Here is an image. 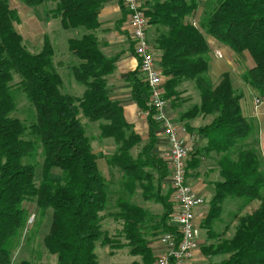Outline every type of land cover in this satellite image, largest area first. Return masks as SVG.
<instances>
[{
  "label": "trees",
  "instance_id": "trees-1",
  "mask_svg": "<svg viewBox=\"0 0 264 264\" xmlns=\"http://www.w3.org/2000/svg\"><path fill=\"white\" fill-rule=\"evenodd\" d=\"M19 1L30 8L51 3L55 6L49 13L59 19L62 29H84L79 37L67 40V49L77 60L68 73L84 90L80 96L64 90L49 38L43 37L38 52H29L15 29L20 21L17 10L9 0H0V264H11L12 251L27 227L28 203L35 204L38 217L51 212L42 241L47 252L56 256V264H98L96 243L101 247L111 242L118 245L101 228L108 181L96 167L98 157L80 115L99 123L100 138L115 142V153L106 158V163L120 171L121 187L127 196L139 188L142 199L162 207L161 214L152 217L142 206L118 197L116 211L109 214L121 223L119 234L127 253L139 257L131 264H154L156 258L144 230L150 228L161 234L175 231L169 223L173 205L170 192L162 191L168 171L154 152L158 126L152 119L153 110L146 106L148 86L138 67L126 79L139 110H149L144 144L139 146L141 139L125 121L119 103L109 99L106 77L113 72L118 56L106 57L94 33L100 26L98 15L105 0ZM118 1L121 24L126 13ZM204 1L198 16L199 0H140L147 19V39L164 78V98L173 107H180L179 85L192 81L196 89L198 103L179 118L192 119L201 114L211 118L197 128L185 124L205 142L190 152L185 162L186 176L198 168L201 155L214 153L217 157L219 180L213 183L214 194L200 227L209 232L227 199L240 200L239 210L258 202L252 211L237 217L230 238L203 246L202 251L227 255L215 264H264V159L257 147V123L243 115V95L234 88L229 73L221 74L217 82L211 81L208 66L215 48L207 41L210 37L234 53L247 52L254 64L242 72L241 80L256 97L264 98V0ZM44 12L46 16L48 11ZM149 27L155 33L152 38L148 36ZM13 74L20 78L18 90L35 110V119L27 125L11 116L16 109ZM133 148L137 149L135 154L130 152ZM39 153L41 178L36 182L35 159ZM54 169L59 171L56 178L50 176ZM18 264L31 263L21 260Z\"/></svg>",
  "mask_w": 264,
  "mask_h": 264
},
{
  "label": "rangeland",
  "instance_id": "rangeland-1",
  "mask_svg": "<svg viewBox=\"0 0 264 264\" xmlns=\"http://www.w3.org/2000/svg\"><path fill=\"white\" fill-rule=\"evenodd\" d=\"M10 6L12 8H18L19 0H9ZM204 0H199V8H198V16L201 15L202 10L204 8ZM55 5L51 3H47L45 7L40 8H33L28 9L26 7H22L20 9V21L19 23L15 25L16 32L21 35L22 42L26 49L31 52L35 53L38 52L43 43V37L46 35L50 43L52 45V48L54 50V61L59 64V73L62 75L64 80V85L62 86L64 90H67L68 92H71L75 96H80L84 90V87L80 84H78L73 78L69 75V67L76 64L77 60L74 59V56L68 54L66 52L67 49V40L69 38L79 37L81 33H79L75 29H62L60 26L59 19L56 17H53L52 14H50V10ZM28 7V6H27ZM48 11V14L45 16V12ZM126 15L127 12L125 11ZM125 15V16H126ZM153 35H155L154 30L149 27L148 29V36L149 38H152ZM68 51V49H67ZM222 52V51H221ZM215 57V56H214ZM217 58V57H216ZM221 58H223V53ZM218 58V59H221ZM20 81V78L18 75L13 74V80L12 85L15 91V99H16V109L12 113L11 116L17 117L20 119L24 124H29L32 120L35 119V110L32 106V104L26 99L25 95L20 92L17 88L18 83ZM212 81V79H211ZM214 82V81H213ZM178 90L180 92V102L181 106L179 108L182 109V111H185L187 108L198 103L199 98L198 95H196V89L192 83V81H184L182 82ZM178 102V101H176ZM175 102V103H176ZM172 107V102H171ZM170 107V108H171ZM174 108H177L174 107ZM170 113V109L168 110ZM171 111H173V108H171ZM179 115V113H178ZM80 120L85 126V131L87 136L89 137L90 144L92 151L97 155L99 159V165L102 170L103 176L108 181V202L107 206H105V210L102 211L100 214L103 216V220L101 222V228L105 230L108 234V236H111L115 244H112V242L107 245V247H101L98 243H96V248L94 251L98 253V259L99 262H102V264H109L108 256H113V253L109 250H115L120 249L121 251L118 254V256L115 258V264H129L130 261H128V257H125L126 250L124 249L123 243L125 240L118 235V229L119 224L116 223L112 216L109 215L116 211V202L118 197L124 198L134 204L142 206L145 210L148 211L149 215L154 217L158 216L162 212V207L155 203L154 201H148L142 199L140 195V189L137 188L133 195L127 196V194L123 191L121 187V173L118 170V168L109 166L106 163V158L113 153H115L116 144L113 141V139H102L99 137V129H98V122H89L87 119H85L83 116L80 115ZM145 142H141L139 146L144 144ZM157 143V140H156ZM189 146L194 150L195 147H192V145L189 144ZM137 149L133 148L132 154H135ZM191 150V151H192ZM214 154V153H211ZM216 154L212 157L205 158L203 155H201V162L197 169L191 170L188 172L187 182L191 187L192 179H205L208 178L215 179L216 173L213 172V169H215L216 166ZM190 158V156H189ZM36 161V168H35V175L34 179L36 182H38L41 178V165H42V156L40 153L38 154ZM207 168V170H205ZM209 168V169H208ZM168 171V169H167ZM198 174H195V173ZM59 171L54 169L51 171L50 176L52 177H58ZM218 175V174H217ZM169 171L167 178L169 180ZM202 177V178H201ZM218 180H219V176ZM217 181V180H216ZM162 191L170 192V200L172 202V210L174 206V202L172 200V189L171 187H167L166 184L163 183ZM228 201V199H227ZM226 203V201H225ZM30 213L29 216H32V221L28 223V226L25 228V230L22 233L21 240L19 246L12 251V259L11 264H18L21 260H27L31 264H56V256L51 255L47 252L43 245V236L47 233L50 222H51V212L48 210L45 214V216L38 217L37 208L34 203H28L27 204ZM228 211V203L225 207V211ZM224 211V212H225ZM172 213V212H171ZM171 215V214H170ZM145 232V238L148 240L149 243L151 242H157L158 237L160 236V232H153L150 228H147L144 230ZM112 240V241H113ZM139 259V258H138ZM134 260V259H132Z\"/></svg>",
  "mask_w": 264,
  "mask_h": 264
},
{
  "label": "crops",
  "instance_id": "crops-1",
  "mask_svg": "<svg viewBox=\"0 0 264 264\" xmlns=\"http://www.w3.org/2000/svg\"><path fill=\"white\" fill-rule=\"evenodd\" d=\"M15 8L20 15V9L22 7L30 8L23 5L20 1ZM20 8V9H19ZM33 9V8H30ZM20 17V16H19ZM122 12L121 7L118 0H105L102 6V9L98 15V21L100 23L99 28L95 30V35L98 40L100 51L106 57H113L118 56L115 62V68L113 72L107 75V87L109 90V99L112 101H116L122 108L123 116L125 121L131 125L132 130L139 135L141 142H146L148 138V125L146 121V117L141 116L139 112V108L136 102L131 97V90L129 86V82L127 81V76L129 72L134 71L137 68V60L134 57L131 47V35L130 31L128 30L127 26V16L121 24H119V20H121ZM79 33L83 34L85 31L83 28L75 29ZM68 40V39H66ZM208 44L213 46L216 50L222 51L223 58L218 59L211 55L210 62H209V76L212 81L217 82L223 73H229L232 79V83L234 88L238 89L242 92V98L240 100V107L244 116L248 118H252L256 121L258 127V140L259 144V151L261 156L264 159V104H261L256 110L253 106V99L257 96L254 91H252L247 85H245L241 80V74L245 69H248L253 66L254 62L250 55L247 52L242 53H234L233 51L229 50L226 47H222L218 45L212 38L207 37ZM52 46V45H51ZM67 46V45H66ZM66 52L69 54V51ZM71 55V54H70ZM197 103V102H196ZM171 104V103H170ZM171 105L168 109H170V116L173 119L174 123L177 125H184L187 124L192 128H197L204 124L210 122L211 118L207 115H198L192 119H184L181 120L179 118L180 114L183 113L182 109L179 110L180 107L174 108L171 111ZM169 112V111H168ZM179 113V115H178ZM157 143L154 147V152L160 156L159 150L162 148L161 142V131L156 128L154 131ZM193 136V137H192ZM181 137L186 141L187 145H192L195 147L194 149L200 148L205 142L200 139L194 132H190L186 129V132L183 134L181 132ZM104 140L109 138H102ZM214 154L203 156L205 158L212 157ZM216 157V156H215ZM97 166L99 171L102 173V170L99 165V159L97 158ZM209 169V168H208ZM213 172L216 173L215 179L208 178L207 180L200 179H192L191 188L193 192L202 196L204 198V203L200 205L195 210V218L194 222L199 227L201 222L205 218L209 208V201L214 194V186L213 183L218 180L217 175V166H215ZM207 170V168H205ZM191 171V170H190ZM195 171V170H194ZM195 174H198L197 172ZM103 175V174H102ZM202 178V177H201ZM166 184L167 187H170V180L167 178L163 182ZM222 204V212L217 219L211 223L210 230L207 232V229H201L200 236L198 238V246L192 252L191 256L183 262V264H215L219 263L221 260L225 259L227 255L223 254H205L202 251L203 246H207L210 244H215L219 240L228 239L230 238L235 230V226L237 223V217L243 213H248L252 211L258 204V202H254L245 209L239 210L240 200L231 199L225 200ZM228 203V211H225V207ZM225 211V212H224ZM119 224L118 235L122 237L119 232L121 229L120 221H115ZM110 238H112L110 236ZM123 238V237H122ZM114 239V238H113ZM124 239V238H123ZM125 242L123 243V245ZM148 246L156 258L158 253L161 251L162 246L158 244V242H148ZM126 250L125 257H128L129 264L132 261L139 260L138 256H130L127 253V247L124 246ZM113 253V256H108V263L115 264V258L121 251L120 249L109 250ZM98 264H102L99 262L98 253L95 251ZM134 259V260H132ZM155 263V262H154Z\"/></svg>",
  "mask_w": 264,
  "mask_h": 264
},
{
  "label": "built area",
  "instance_id": "built-area-1",
  "mask_svg": "<svg viewBox=\"0 0 264 264\" xmlns=\"http://www.w3.org/2000/svg\"><path fill=\"white\" fill-rule=\"evenodd\" d=\"M127 12V26L133 41V54L141 79L148 86L146 106L153 110L152 119L161 131L162 148L159 150L161 159L169 171L170 187L172 189L173 210L169 223L175 229L174 233H164L158 237L162 246L154 264H183L198 246L200 227L195 224V210L204 203V198L195 192L187 182L186 163L192 150L181 137L186 132L184 125H177L168 113L170 100L164 98L161 70L157 66L156 53L151 49L147 39V19L140 0H121ZM195 25V23H193ZM213 55L221 58L222 53L216 49ZM264 104V98L254 97L253 106L256 110ZM146 117L149 110H139ZM193 137V136H192ZM32 221L28 217L27 225Z\"/></svg>",
  "mask_w": 264,
  "mask_h": 264
}]
</instances>
